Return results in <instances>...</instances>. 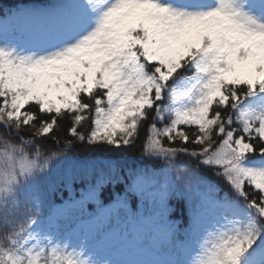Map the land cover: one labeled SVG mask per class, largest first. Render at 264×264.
Segmentation results:
<instances>
[{
    "label": "snow or ice",
    "instance_id": "snow-or-ice-1",
    "mask_svg": "<svg viewBox=\"0 0 264 264\" xmlns=\"http://www.w3.org/2000/svg\"><path fill=\"white\" fill-rule=\"evenodd\" d=\"M0 264H264V0L0 6Z\"/></svg>",
    "mask_w": 264,
    "mask_h": 264
},
{
    "label": "trees",
    "instance_id": "trees-1",
    "mask_svg": "<svg viewBox=\"0 0 264 264\" xmlns=\"http://www.w3.org/2000/svg\"><path fill=\"white\" fill-rule=\"evenodd\" d=\"M53 0H0V6L4 8H12L13 10L17 9L19 5L25 4V5H43V4H49ZM68 123L65 122L63 124V130L58 133V135H65L66 130L68 128ZM68 155L73 156V158L80 159V160H85V159H95L97 157H102V156H108L110 158H117L116 154L113 153H97V152H87L84 151L83 149H78L75 153H69ZM122 157H127V160L124 161L122 160L121 162H127L129 164H138L143 158L140 156L139 151L137 149H133L130 152L127 153H120L119 154ZM77 189L79 188V184L74 185ZM69 198V192L67 190L63 191V199L67 200ZM56 203H61V198L60 195L58 194L56 197ZM75 223V222H73Z\"/></svg>",
    "mask_w": 264,
    "mask_h": 264
},
{
    "label": "rangeland",
    "instance_id": "rangeland-1",
    "mask_svg": "<svg viewBox=\"0 0 264 264\" xmlns=\"http://www.w3.org/2000/svg\"><path fill=\"white\" fill-rule=\"evenodd\" d=\"M31 7H33V6H30V5H21V6H19L18 9H26V8H31Z\"/></svg>",
    "mask_w": 264,
    "mask_h": 264
}]
</instances>
